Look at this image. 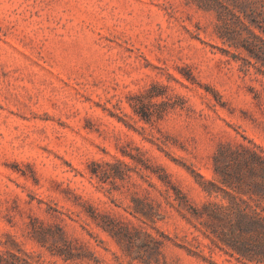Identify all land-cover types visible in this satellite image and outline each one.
I'll return each instance as SVG.
<instances>
[{
    "label": "rangeland",
    "instance_id": "rangeland-1",
    "mask_svg": "<svg viewBox=\"0 0 264 264\" xmlns=\"http://www.w3.org/2000/svg\"><path fill=\"white\" fill-rule=\"evenodd\" d=\"M237 52L195 0H0V250L130 264L104 228L129 226L162 264H246L192 214L226 201L202 183L221 144L264 153V74ZM58 227L83 258L34 234Z\"/></svg>",
    "mask_w": 264,
    "mask_h": 264
},
{
    "label": "trees",
    "instance_id": "trees-1",
    "mask_svg": "<svg viewBox=\"0 0 264 264\" xmlns=\"http://www.w3.org/2000/svg\"><path fill=\"white\" fill-rule=\"evenodd\" d=\"M199 7L214 11L217 34L223 43L238 50L240 56L264 74V0H195ZM245 53V56L241 55ZM215 178L203 179L204 190L210 195L222 194L226 201L209 200L204 209H194L196 217H205L206 230L213 235L221 248L246 264H264V153L255 146L221 144L213 156ZM162 178V177H161ZM163 179V178H162ZM136 212L152 222L156 215L151 208L141 205ZM123 246V252L134 264H162L161 240L139 227H104ZM34 229L38 241L59 240L60 245L50 248L64 261H75L84 255L74 249L61 227ZM142 252L150 255L144 257ZM36 254L20 247L0 250V264H37ZM52 264V263H50Z\"/></svg>",
    "mask_w": 264,
    "mask_h": 264
}]
</instances>
